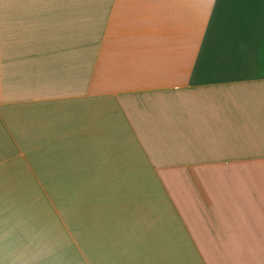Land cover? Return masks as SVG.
I'll list each match as a JSON object with an SVG mask.
<instances>
[{
  "label": "crops",
  "instance_id": "0c3cea01",
  "mask_svg": "<svg viewBox=\"0 0 264 264\" xmlns=\"http://www.w3.org/2000/svg\"><path fill=\"white\" fill-rule=\"evenodd\" d=\"M0 264H264V0H0Z\"/></svg>",
  "mask_w": 264,
  "mask_h": 264
},
{
  "label": "rangeland",
  "instance_id": "374dc122",
  "mask_svg": "<svg viewBox=\"0 0 264 264\" xmlns=\"http://www.w3.org/2000/svg\"><path fill=\"white\" fill-rule=\"evenodd\" d=\"M50 200V199H49ZM61 222H67V215L66 214H60L59 215ZM74 217V215L72 216V218ZM82 221V220H81Z\"/></svg>",
  "mask_w": 264,
  "mask_h": 264
}]
</instances>
